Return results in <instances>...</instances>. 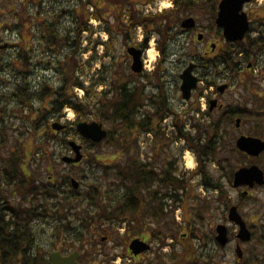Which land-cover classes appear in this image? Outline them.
Segmentation results:
<instances>
[{
    "label": "rangeland",
    "instance_id": "obj_1",
    "mask_svg": "<svg viewBox=\"0 0 264 264\" xmlns=\"http://www.w3.org/2000/svg\"><path fill=\"white\" fill-rule=\"evenodd\" d=\"M94 1L102 3L101 12L103 14L107 5H103V1L100 0ZM157 1L153 0V3H156L157 6L151 5V11L155 13H158L160 10L164 11V13L171 11L172 13L169 14V17L167 16L169 20L173 17L181 20L188 16L177 17L175 16L177 13L168 10L170 7L165 8L166 6H163L165 4L160 5ZM164 3L167 4V2ZM77 4L78 0H0V47L6 45L5 48L0 49V131L3 133H0V140L5 141L6 144L5 147H0V163L1 159L5 157L8 159L11 151L15 152L18 149L17 147H21L19 146L21 144V148H23L25 154L23 169L27 174L31 173L32 176L28 177L27 180L29 182L34 178L39 179L42 183L52 181L51 183L57 185L64 178L69 180V183L70 179L73 178L79 184L77 189L79 195L84 196L86 191L93 187L101 188L102 191L109 189L108 179L102 175V170L95 167V164L90 163L91 155L102 154L105 159L111 158L114 156L113 154H116L117 148L107 147L103 143L100 147H91L86 143L75 132L74 122L76 116L69 108L63 109V116L59 120L55 114H46L44 120L37 124V133L41 134V137L36 138L31 131L32 121L35 119L34 114L37 113L36 109L40 106V103L36 100L32 103L33 112H30L29 108L20 111L17 99L12 95L18 83L24 84L26 89L33 91H39L47 84L54 87L60 85L61 73L58 61L62 60L64 55L69 53V48L63 49L56 56L46 52L43 42H41L42 28L44 24L54 25L61 35L67 33L73 38L75 23L69 11L77 7ZM249 7L258 10L252 14L253 31L250 33V38H254L258 34L259 29L257 20L260 18L264 19V0L253 1ZM134 8L141 13L138 7L134 6ZM198 8L200 11L204 10L203 7L199 6ZM93 11L94 8H89L88 10L89 13H93ZM109 11L116 13L118 8H113ZM124 11H127L126 8H124ZM111 14L109 16L106 14L105 18H108V24L112 25L113 16ZM193 14L194 11L190 15L193 16ZM102 22L98 19L90 18L88 26L91 27L94 33L90 35L86 32L82 33L81 36L82 48H94L97 56L91 61L88 60L90 52L87 51L79 55L82 69L78 71V75H80L85 85H89L91 79L96 81L102 77L106 80L114 68L121 67L123 72L132 73L130 70L131 58L127 55L125 45L120 36L115 35L112 38L109 50L110 54L107 57H103L104 43L108 41L109 36L106 29H104L105 33L101 32L105 25ZM199 24L206 29L209 27L214 29L215 27L213 21H210V15L206 14L199 17ZM202 34L203 38L201 37V41H198L194 33L186 35L177 33L174 34V39L168 42L166 52L164 53L165 72L162 74H164V88L171 107L177 111H182L193 106L194 108L200 107L202 111H207L208 100L214 99L213 95L215 93L213 91L214 86L212 88L205 87L206 80H209L215 85H227V90L219 101L224 108L219 111L215 110L213 112L214 118L219 117L221 112L228 107H236L235 110L241 109L250 114L254 111L264 114V53H258L256 56L251 54L250 62L248 63L252 62L254 68L247 73L244 71L247 62L241 56V53L237 56L236 54L233 55L234 48L230 46L232 43L226 44L223 39L220 40L215 34V30L212 32H202ZM206 41L217 44L216 51L210 54L213 60L219 57H215V54L221 49L224 53L230 51L234 57L236 66L232 70L225 69L222 64H218L216 68L213 66L210 69L209 67L207 69L200 68L197 74L200 78L199 83L193 91L191 98L187 102H184L180 93V82L167 83L175 73L181 74L186 66L200 61L203 51L209 50V48L205 49L204 47ZM97 42H100V44H96ZM132 42L130 41V43ZM155 43L156 41L152 42V47L156 48ZM147 48L149 49L150 46H147ZM155 48L156 56L154 62L147 63L146 54L142 57L144 74L153 72L159 60L160 54H158L159 51ZM24 59H27V67L21 63ZM101 65L107 66V70L98 75L96 72ZM217 70L219 71L217 72ZM103 89L104 86L98 85L95 93ZM154 90L155 88L148 85L146 92L148 94L155 93ZM76 92L80 96L83 95L79 90H76ZM199 93L205 99H201ZM240 118L234 117L231 125L225 124L220 130L224 138H222V144H218V151L215 157L219 159L221 167L212 162L204 163L208 180L212 184H217L222 188V192L226 198L225 204L222 205L217 201L219 191L202 187L199 184L198 176L189 177L197 167L193 153L183 151L171 143L172 145L164 149L165 151L162 149L158 152V159L155 165L160 167L166 161V157L170 155L171 161L175 159L174 165L178 168V173L180 171L185 172L184 180L188 185L186 184L183 189L180 188L177 191L171 192V194H176V203L180 204V207L176 206V211L171 212V204H167L164 209L166 215L163 218L169 220V223H165V219H162L161 224H158V219L153 216L154 210L153 212H149V216L145 217L142 225H140V220H137L134 215L129 214L127 220L129 222L130 233L128 236L119 234L117 231L118 227H123L119 224L95 223L86 229L80 223V219H83V211L88 208L86 202L82 198H79L75 202L77 210H75V213L69 215V232L60 240L58 239L59 236L53 235L54 226L58 225V222L55 220L41 218L32 223L31 228L35 234L36 246H39L40 252H43L48 258L51 253L58 250H62L63 255H67L68 251L74 250L82 252L88 258V263L92 264H134L133 262L127 263V259L130 258L125 255L123 240L129 237H136L141 232L145 235H151V232L160 225V229L163 230V233L160 232V235H165V239L160 238V240H156L154 242V254L147 253L141 258L140 262H136L135 264H146L145 261H151L152 257H155V259L159 257L160 260H163L164 264H174V261L177 260H184L182 264H186L187 262L193 264L191 260L196 256H199V260H197L199 264H239L234 252L237 242L240 249L248 251L244 259L245 263L252 260L255 262L262 260V264H264V185L259 186L254 184L252 188H248V186L234 188L232 186L233 174L241 167L255 164L264 172V151L258 157H247V155L244 157L240 156L239 150L235 147L236 139L242 135L260 138L264 141V120L261 121V128L256 133L255 128L257 125L253 118H247L244 123H242ZM236 119H240L238 127L235 126ZM84 122L90 123L89 121ZM52 123L65 125V132L67 134H58L57 131H54L57 137L53 142L46 143L43 141L41 145L45 146L44 149L42 146L37 150L33 149L34 144L40 143L44 139V132L48 131L46 128L47 124H50L49 127L52 130ZM173 123V117L171 116L167 117V120L163 122L164 131L162 133L164 139L168 140V142L176 136V129ZM103 128L108 130L106 126H103ZM185 129L194 134L189 126H185ZM138 140L146 141L142 137L138 138ZM71 141L82 146L81 153L83 160L76 167H71L69 164L62 162L63 157L74 156L67 144ZM153 142L154 138L148 139L144 146L139 147L142 154L140 158L144 160L148 158L149 162L152 161ZM186 154L192 157L193 165L191 167L187 165ZM232 169L235 170L232 173V177H230V170ZM1 170L0 168V184H3L5 183V177ZM51 183L49 184L51 185ZM56 189H59L60 195L70 196L71 187L68 184L63 185L61 189L59 187ZM185 192L187 193L186 198ZM240 192L247 193L240 196ZM232 205L238 207L243 219L245 222H248L251 233L249 241H236L237 229L226 218L227 209ZM185 220H192L191 223L195 229L188 230ZM172 221L175 224H172ZM222 224L227 228L228 239V244L224 248H220L218 244L213 242L214 229L216 225ZM124 227L128 228V224L126 223ZM142 228L145 229L142 230ZM183 234H187V237H184ZM171 237L175 240V243L168 246L171 243ZM186 241H190V243H185ZM189 244H191L194 250V255L189 253H185L184 255L183 247L190 246ZM161 246H164L162 250H160ZM158 252H161L162 255L160 256ZM117 255L119 256L116 257ZM202 256L204 259H201Z\"/></svg>",
    "mask_w": 264,
    "mask_h": 264
},
{
    "label": "trees",
    "instance_id": "obj_2",
    "mask_svg": "<svg viewBox=\"0 0 264 264\" xmlns=\"http://www.w3.org/2000/svg\"><path fill=\"white\" fill-rule=\"evenodd\" d=\"M95 2L94 0H78L77 7L69 11L75 23L73 38L67 33L61 35L54 25H43L41 42H43L46 52L56 56L63 49L69 48V53L58 61L61 73L60 85L54 87L47 84L39 91H33L26 89L24 84L18 83L12 95L17 99L20 111L29 108V111L33 112L32 103L35 100L40 103V106L36 109L37 113L34 114L35 119L32 121L31 131L36 138L41 137V134L37 133V124L44 120L46 114H55L59 120L63 116L62 111L64 108H69L75 113V126L83 121H98L106 126L108 136L102 143L107 147L117 148L116 154L107 159L102 154L91 155L92 161L90 160V163L95 164V167L102 170V175L108 179L109 189L102 191L101 188L93 187L87 190L84 196H80L77 190L72 189L69 180L66 178L57 185L51 183L52 181L42 183L39 179L34 178L29 182L27 179L31 176V173L27 174L23 169L25 154L23 148H21L22 145L19 144L21 147H17L18 149L15 152L11 151L9 158L1 159L0 163L1 171L5 177V183L0 184V264H50L49 258L43 252H40L39 246H36L35 234L31 228L32 223L41 218L55 220L58 225L54 226L53 235L59 236L58 239L60 240L69 232V215L77 210L75 202L79 198L86 202L88 208L83 211V219H80V223L86 229L95 223L110 225L124 223L126 225L127 223L128 229H130L127 220L129 214L140 220V225H142L145 217L149 216V212L154 210L153 216L158 219L157 223L161 224V220L165 219L163 218L166 215L164 209L167 204L172 206L176 203V194H171V192L180 188L183 189L187 184L184 180L185 172L180 171L178 173V168L174 165L175 159L171 161L170 155L166 157L167 162L165 161L163 165H160V167L155 165L158 152L169 148L170 143L173 142V139L170 142L164 139L163 131L159 126L161 121L169 116L173 117V124L177 131L174 139L182 140L184 145L180 147L181 150L190 151L196 159L197 167L189 177L198 176L199 184L202 187L219 191L217 201L222 205L225 204L226 198L222 188L208 180L204 163L212 162L220 166L219 159L215 157L218 144H222V138H224L220 130L225 124L231 125L234 117H241L242 123L247 118H253L257 125L255 128L256 133L261 128V121L264 120V114L255 111L250 114L241 109L237 111L235 110L236 107H228L217 118H214L213 113L208 111V106L207 111L204 112L200 111V107L190 106V108L182 111H177L171 107L164 88V74L162 73L165 72L164 53L168 42L173 40L175 36L168 37L160 33L159 28L157 30L162 36V40L157 49L160 57L153 72L135 75L125 73L121 70V67H118L109 73V78L106 80L102 77L96 81L91 79L90 84L85 85L80 75H78V71L82 69L79 55L88 51L90 52L88 60L91 61L96 56L94 48H82L81 44L82 33L88 32L90 35L94 33L91 27L88 26L89 19L101 20L109 10L118 8L120 14L114 16L116 26L125 27L120 18L122 15L120 8H126L123 2L120 0H107V8L104 10V14L98 7L99 3ZM89 8H94L93 13L88 12ZM189 9L176 0L172 11L177 13L175 16L178 17L190 15L193 9ZM126 10L128 11V26L130 28L155 23L158 20L150 16L146 21L143 14L131 5ZM163 17L166 18L167 16ZM104 23L109 38L104 43L105 49L102 54L103 57H107L110 54L112 38L116 34L113 33L112 25L108 24V18ZM169 23L174 24L172 21H169ZM257 24L259 35L256 38H250L248 35L243 41L230 45L234 48L233 55L236 54L237 56L242 53L244 60L250 62L251 54L256 56L258 52L264 53V19H258ZM118 36H120L124 45H127V35L120 33ZM96 44L99 45L100 42ZM233 55L230 51L220 52L217 59L209 60L208 63L211 68L212 66L216 68L218 64H222L225 69L232 70L236 66ZM21 63L25 67L28 66L27 59H24ZM106 70L107 66L101 65L96 74L101 75ZM98 85L104 86V89L95 93ZM148 85L155 88V93L148 94L146 92ZM214 85L212 82H205L206 88ZM76 88L81 89L84 93L81 99L74 93ZM196 114L199 117H196ZM49 126L50 124L46 125L48 131L44 132V139L40 143L34 144L33 149L37 150L40 146L44 149L45 146L41 145L43 141L47 143L56 139L57 134ZM185 126H189L194 134L187 131ZM60 133L67 134L65 130L58 132V134ZM142 133H149L154 138L152 161L150 162L147 161V157L144 161L140 158L138 138ZM85 142L91 147L102 145V143L94 144L88 139H85ZM1 146H6L5 141L0 140ZM238 153L240 156L246 157L245 154L239 151ZM77 165L69 166L76 167ZM235 169L230 170V177H232ZM65 184L71 187L70 196L60 195L59 189H56L58 187L61 189ZM186 194L185 192V198ZM191 222L192 220H185V225H192ZM165 223H169V220L165 219ZM173 223L174 221H172ZM151 235L152 237L158 236V238L160 236L158 230L157 234L151 233ZM58 251L62 253V250ZM73 251L70 250L68 253ZM77 252L79 253L78 263L89 264L88 258L82 252Z\"/></svg>",
    "mask_w": 264,
    "mask_h": 264
},
{
    "label": "water",
    "instance_id": "obj_3",
    "mask_svg": "<svg viewBox=\"0 0 264 264\" xmlns=\"http://www.w3.org/2000/svg\"><path fill=\"white\" fill-rule=\"evenodd\" d=\"M250 1L252 0H221L216 25L223 28V34L226 42L235 43L243 40L245 33L249 29V23L247 15L242 11V5ZM181 27L184 29L193 28V19L187 18L183 20ZM197 38L198 40H201V36H198ZM147 41L148 40L145 39L144 44H146ZM5 47L6 45L0 47V49ZM127 54L131 57V72L134 74L140 73L142 71L140 52L135 48L130 47L127 49ZM193 68L194 64L188 65V67L180 75V93L182 99L185 101H188L191 98L192 91L197 86L198 80L192 74ZM226 88L227 85L218 87L219 93L223 94ZM216 103V100H211L209 102V110H212L216 106ZM235 123V126L238 127L240 119H236ZM51 128L55 131H61L64 130L66 126L60 125L59 123H52ZM76 131L82 138L88 139L93 143H100L107 137V131L102 128L101 123L97 122H80L76 125ZM68 146L74 153V157H63L62 162L66 164H77L81 162L83 159V155L81 153L82 147L73 141L68 142ZM235 146L237 150L249 157H258L264 151V141L260 138L246 137L243 135L236 139ZM70 182L74 189H78L79 184L75 179H71ZM254 184L259 186L264 185V172L258 166L251 165L249 167H241L234 172L232 182L234 188H238L240 186H248V188H252ZM246 193L247 192H243V194ZM228 220L237 225L239 228L238 233L236 234V239L242 242L250 240L251 233L235 206L230 207L228 210ZM215 232L216 242L222 247L225 246L228 242L226 226L217 225ZM148 248L149 246L139 239L132 240L129 245V249L134 256L148 250ZM235 252L238 258L242 256V251L239 245H237ZM78 256V252H72L67 256H63L60 252L55 251L49 255V260L50 264H79L77 262Z\"/></svg>",
    "mask_w": 264,
    "mask_h": 264
},
{
    "label": "flooded vegetation",
    "instance_id": "obj_4",
    "mask_svg": "<svg viewBox=\"0 0 264 264\" xmlns=\"http://www.w3.org/2000/svg\"><path fill=\"white\" fill-rule=\"evenodd\" d=\"M100 1H103V5H107V3H106V1L107 0H100ZM105 1V2H104ZM121 2H123L125 5H126V8H128L130 5L133 7V6H136V7H138V9H139V11L143 14V17L146 19V21H147V19L151 16V18H153V19H158L155 23H147V25H138V26H135V27H133V28H130L129 26H128V11H124V8H120V11H121V13H122V15H121V19H122V22L125 24V27H123V26H121V27H117L116 26V23H115V19H114V16H119V12L117 11L116 13L114 12V13H112V12H110V11H108L107 12V15L109 16L111 13V15L113 16V24H112V28H113V33H115L117 36L120 34V33H122V34H125V35H127V37H128V40H127V45H125V51H126V53H127V48H129V47H132V48H135L136 50H138L139 52H140V55H141V57H140V59H141V64H142V68H144L143 67V59H142V57H143V55L146 53V51H147V46H149V44H150V42H151V40L153 39L154 40V42L156 41V46L157 47H159L160 46V41L162 40V36L159 34V31H160V33H162V34H165V35H167L168 37L169 36H171V35H173V36H175L174 34H182V35H186V34H188V33H194V35H196L197 37L198 36H201L202 38H203V34H202V32H212V31H214L215 30V34L220 38V40L221 39H223L224 41H225V38H224V34H223V28H221V27H218L217 25H216V19H217V15H218V11H219V4H220V2H221V0H177V2L178 3H181V4H183V5H185V7L186 8H190L189 10H192L193 9V11H194V14H193V16L192 15H188L186 18H184V19H181V20H179V19H177L176 17H173L172 19H167V17L165 18V17H163V16H168L169 17V14H171L172 12L171 11H168L167 13H164V11H159L158 13H155V12H153V11H151L152 10V6H157V4L156 3H153V0H120ZM160 1V2H159ZM253 1H257V0H252L251 2H247V3H244L243 5H242V11L247 15V19H248V22H249V29H248V31L245 33V35H244V37L246 38V36H251L250 35V33L253 31L252 30V26H253V18H252V14L255 12V11H258L257 9H253V8H248V6L249 5H251L252 4V2ZM164 2H167V4L169 5V9L168 10H172V9H174V4H175V2H176V0H163V1H161V0H158L157 1V3L158 4H163ZM152 5V6H151ZM203 7L204 8V10L203 11H200V10H198L199 8L198 7ZM99 9H101V7H102V3L100 4L99 3ZM113 9V8H112ZM191 12V11H190ZM196 12H198L197 14H195ZM260 12V11H259ZM110 13V14H109ZM104 14V13H103ZM159 14H162V15H159ZM203 14H206V15H210V21L212 20L213 21V23H214V25H215V27H214V29L213 28H211V27H209V28H204V27H202V25H200L199 24V17L200 16H202ZM194 15H197V16H194ZM156 16V17H155ZM187 18H192L193 19V21H194V27L193 28H188V29H184V28H182L181 27V23H182V21L183 20H185V19H187ZM107 21V19L105 18V16H103L102 18H101V22L103 23V24H105L104 23V21ZM161 20V22H159ZM179 20V21H178ZM169 21H172V22H174V24H172V23H169ZM106 28V26L104 25V27H103V29H102V31L101 32H104L105 33V29ZM157 28H159L158 30H157ZM120 30H123V31H120ZM177 32V33H176ZM259 34H257L254 38H256L257 36H258ZM244 38V39H245ZM145 39H147L148 41H147V43L146 44H144V40ZM130 41H133L132 43H130ZM198 41H201V40H198ZM226 42V41H225ZM162 43V42H161ZM227 43H229V42H226V44ZM9 45V44H8ZM216 45L217 44H214V43H212L211 41H206L205 43H204V47H205V49H207V48H209V50L207 51V50H205V51H203V54L201 55V57H200V61H198V62H196V63H193L194 64V68H193V70H192V74L197 78V80H198V82H199V76L197 75L198 74V71H199V69L200 68H203V69H207V67H209V69L211 68V66H210V64L208 63V61L209 60H212V56H210V54H212V53H214L215 51H216ZM220 52H223L222 51V49L219 51V52H217L216 54H215V57L216 56H219V54H220ZM258 53H261V52H258ZM257 53V54H258ZM128 55V54H127ZM243 54L241 53V56H242ZM129 56V55H128ZM264 60V59H263ZM187 67V66H186ZM246 68H244V71L245 72H250L253 68H254V65H253V63L251 62V63H247L246 64V66H245ZM213 68V67H212ZM219 70H217V72H218ZM143 72L144 71H142L139 75H143ZM183 72V71H182ZM180 75L181 74H179V73H175V75L174 76H171V78L169 79V81H168V83L167 84H171V82H180V84H181V79H180ZM197 75V76H196ZM206 81H209V80H206ZM209 82H211V81H209ZM218 86L219 85H215V88L213 89V91L215 92L214 93V100H216L217 101V103H216V106L212 109V110H209V106H208V111L211 113H213L215 110H222L223 108H224V106H222V104L219 102L220 101V99H221V97H222V95L223 94H220L219 92H218ZM227 90V89H226ZM225 90V91H226ZM224 91V92H225ZM213 100V99H212ZM209 101L210 100H208V103H209ZM209 105V104H208ZM226 110V109H225ZM241 193V192H240ZM241 196H243L244 194H243V192L240 194ZM236 208H237V211H238V213L241 215V217H242V214L240 213V211L238 210V207L236 206ZM243 218V217H242ZM227 219H228V217H227ZM244 220V219H243ZM245 221V220H244ZM246 223V226H247V228H248V230L250 229V227H249V225H248V222H245ZM223 225V224H222ZM125 226V225H124ZM118 227V229H117V231L119 232V234L120 235H129V233H130V229H128V228H126V227ZM234 227H236L235 226V224H234ZM145 229V228H144ZM194 230L195 229V227H194V225H189L188 226V230ZM236 229H237V227H236ZM155 230H158V232H159V235H160V232L161 233H163V230H161L160 229V225H158V228H155L152 232L154 233V234H157V231H155ZM252 231V230H251ZM122 232V233H121ZM151 232V233H152ZM214 232H215V229H214ZM253 232V231H252ZM147 235V236H146ZM143 234V232L139 235H137L136 237H129L128 239H124L123 240V243H124V248H125V252H126V256H128L129 258H130V262L132 263H136V262H140V260H141V258L143 257V256H145L147 253H153L154 254V249H155V247H154V242L156 241V240H160V238H163L164 236H159V238H158V236L157 237H152V235H149V234ZM172 236V235H171ZM183 236L184 237H187V234H183ZM152 238H154V239H152ZM133 239H139V240H141V241H143V242H145L146 244H148V246H149V248H148V250H146V251H143L142 253H140V254H138V255H136V256H134L133 254H132V252L130 251V249H129V245H130V243H131V241L133 240ZM165 239V238H164ZM171 240V243H170V245H168V246H171L172 245V243L174 244L175 243V240L174 239H172V237L170 238ZM174 240V241H173ZM213 242H215L216 244H218L217 242H216V240H215V234H214V238H213ZM236 241H238V240H236ZM185 243H190V241H186ZM228 244V243H227ZM227 244H226V246H227ZM180 245H181V243H180ZM190 246H185V247H183L184 249H183V252H184V255H185V253H189V254H191V255H194V250H193V248L191 247V244H189ZM219 245V244H218ZM237 245H239V243L237 242L236 244H235V250H234V252L236 251V247H237ZM163 247L164 246H161L160 247V250H162L163 249ZM219 247L221 248V246L219 245ZM225 247V246H224ZM224 247H222V248H224ZM252 250V249H251ZM157 251H158V249H157ZM241 251H242V256L240 257V258H238L237 257V255H236V252H235V258H236V260H237V262L239 263V264H252V263H255V264H262V260H259V261H257V262H255L254 260H252L251 262H247V263H245V257H246V253H248V251H246V250H242L241 249ZM253 252H254V250H252ZM249 252H250V250H249ZM159 253V255L161 256L162 255V253L161 252H158ZM119 255H117L116 257H118ZM263 256V255H262ZM115 257V258H116ZM182 257V256H181ZM180 257V258H181ZM186 258V257H185ZM154 259V260H153ZM201 259H204L203 258V256H202V258ZM151 261H145V263L146 264H164V262H163V260L161 261L160 259H159V257H156V259H155V257L153 258L152 257V259H150ZM153 260V261H152ZM197 260H199V256H196V257H193V260H191L192 262H193V264H199V263H197ZM256 260V259H255ZM184 261V260H183ZM183 261L182 260H177V261H174V264H182L183 263ZM116 263V262H115ZM188 264L190 263V262H187ZM186 263V264H187ZM89 264H92V263H89ZM191 264V263H190Z\"/></svg>",
    "mask_w": 264,
    "mask_h": 264
},
{
    "label": "bare ground",
    "instance_id": "obj_5",
    "mask_svg": "<svg viewBox=\"0 0 264 264\" xmlns=\"http://www.w3.org/2000/svg\"><path fill=\"white\" fill-rule=\"evenodd\" d=\"M146 57H147V63H151L154 61L155 59V56H156V53L155 51L153 50V47H152V43L150 44V48L146 51ZM185 159L187 161V165L189 167H191L193 165V160H192V157L191 156H188V154H186L185 156Z\"/></svg>",
    "mask_w": 264,
    "mask_h": 264
}]
</instances>
